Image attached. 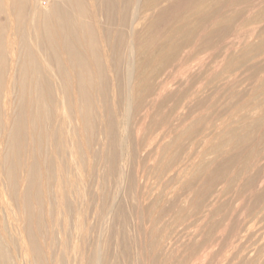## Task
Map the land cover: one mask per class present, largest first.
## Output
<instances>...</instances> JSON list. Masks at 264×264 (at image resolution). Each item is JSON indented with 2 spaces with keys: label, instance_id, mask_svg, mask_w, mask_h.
I'll list each match as a JSON object with an SVG mask.
<instances>
[{
  "label": "bare ground",
  "instance_id": "6f19581e",
  "mask_svg": "<svg viewBox=\"0 0 264 264\" xmlns=\"http://www.w3.org/2000/svg\"><path fill=\"white\" fill-rule=\"evenodd\" d=\"M59 1L50 0V4H49L50 6H48L47 8H41L40 4L36 3V0H0V264H22L21 262L18 263L19 262L18 260L20 258L24 261L25 264H64L65 262V260L63 259L64 256L61 257V254L55 255L53 251H51L52 245L55 246V243L57 242V238H56V232L54 230L52 231L50 227H52V223H53L54 226L56 225L59 226L58 232L65 231L64 230L66 228L65 221H64L65 223L64 224L61 221L63 219H60V217H58L59 218L58 219L56 217V214L59 216L62 215V218H64L63 217L64 215H67V214L69 215L72 212L71 209H74V210L76 209L75 208V206H77L75 205L76 202L75 203L72 202V204L74 203L73 205L74 208L68 202V196L66 194V191H67L66 187L68 183L70 185L78 184L79 187L78 188L76 187V188L79 189L78 199H81L79 200V203L80 201L84 200L82 199V197L85 196L86 194L85 195L83 194L85 191L82 193L83 187L81 185L84 186L86 184V182H84L85 178L83 177L85 175L84 172L88 168L87 169L85 168V164L87 162L85 163V160H84L83 154L85 153H83L84 152L83 148L87 147L86 145L88 144V142H90L89 141L90 134L92 133L94 134L95 132H98L99 134H102L103 136H105V139H107V146H103L100 151H97V153H94L96 158L94 157L93 158L96 159V162H97V158L99 157V155L104 156L103 158L106 159V163L108 166V170L105 171V173L107 174L108 172V175L114 174L116 172L114 169V166L117 165L115 164V160H116L115 157L118 153V152H115L116 154L114 153V151L118 150V149L115 150L116 149L115 142H118L119 138L121 137L120 135H118L120 133L119 132L117 133V131L118 130L120 132L122 131L120 129L117 130V128L123 125L122 122L121 123L119 122L118 120L119 118L117 119L118 112L120 113L122 111L120 107L123 109L122 113L123 115L126 116L127 118V119L125 118L126 120H128V118L130 117V114L133 111L134 112L138 111L139 113V110H142L145 107L148 97H150L153 93L157 92L156 89H159L162 85H164L161 80L163 78L161 77L165 75L164 73H165L166 68L177 59L179 51L183 47L191 43H194L198 51L203 50V48H205L207 45L211 43V41L214 39V37L217 34L230 33V31L232 30L231 29L233 25L232 23H234L233 21L235 20L233 16L232 17L226 16L227 7H225V5L227 3H230L231 1L228 2L229 0H198L197 3H195L192 7L190 8L188 7L189 9L181 8L179 12L174 14L173 19L170 22V26H168L167 28L164 27L163 29L165 28L166 29L162 30V33L160 32L158 36L155 35L156 38L155 37L150 38L145 35L146 33L142 34L141 27H143V25L145 24V21L148 20V17L151 16V10H153L157 6L159 1H163V0H66L63 2H59ZM117 13L119 14L118 15L119 20L117 22V24H119L118 27L120 28V26H123L125 28L124 29L125 32L124 31L122 32V29L121 31H115L113 29H110V27L107 30H104V28L102 29L100 26V22L103 21L102 19L106 17V19H109V22L111 21L110 24L112 23V26H113V21L115 20L114 19L115 14L117 15ZM255 16L256 17L264 16V9L260 13H257ZM154 19H158V18H154ZM210 21L211 22L213 21L212 26L209 27L208 29H205V31H207V33L205 34V37L203 39L200 38L201 39L200 42L197 43L196 34L199 32L198 28L201 25L206 24ZM115 22L116 21H114V23ZM149 24L151 23L149 22ZM257 35L260 37V38L257 37L258 38L257 41H255L254 43H250L249 45L247 44L245 47H242L243 49L240 51V54L236 56L235 59L231 58L225 62L224 68L222 67L223 72L228 71V70L233 72L237 70L240 66H243L244 64L248 62L249 58L246 61L247 57H250L251 59L252 57L258 58V56L264 55V29L259 31ZM125 59L126 61H124ZM241 59L242 60L245 59V62L242 63ZM9 67L13 70L12 71L13 79L9 80L10 83H8V81L5 82V80L7 79L4 78L7 74L6 71H8ZM120 70L124 71L123 76H124L125 85L123 84V82H121L122 81L121 78H123V76ZM109 77L112 81L111 83L114 84L115 87L116 86L120 87V83H122L123 86H125L124 88H122V90H121V87L115 88L117 91L116 94H118L119 92L123 96L121 97V99L119 97L120 95L116 97V95L114 94L115 93V89L113 88L114 85H112L113 90L108 88L109 84H111L110 80L108 79ZM258 82L260 83V84L258 83L257 84L258 86H256V90L258 91L252 90V93L253 92H256V93L254 95H250L251 97H249V101H254L255 103L253 104L251 108L245 110L244 112L240 111L238 113H232V114L229 113V115L227 114L229 110L226 111L228 108H225L224 111H223L224 108H220L222 109L223 113L220 111V109L219 110L217 109L219 112H221V114H218V116H215V118L217 119L218 117L221 119V121L218 123L217 126H215L216 127L214 128L215 131L210 132L211 133L210 135L203 132L205 133V135H202L204 140L207 139L206 138L207 136H209L210 139L214 140V142L216 141L215 143H213L211 140V143H213L211 144L209 143L210 141L206 140L210 148L208 146V150L205 149L204 152L202 151L201 152H202V155L204 156H207V157L213 156L212 157L213 159L214 158L221 159L223 164L219 163V165L221 164L220 167L218 166V162H217L218 160L216 161L217 162L216 165L219 168V169H216L217 171L212 168H210V171L212 169L211 172L208 171L207 168L209 166L210 167L212 166V164L209 165L210 164L209 161L211 162V160L208 159L209 161L203 162L207 158L204 156L201 159L204 158L205 160L204 159L201 160L198 157L199 163L197 164V162H195L196 163L195 166H192L193 164L191 165L190 163V165L192 166L190 168L194 170V172H192V175L190 174L191 172L188 171L190 169L188 167L189 165L187 166V161H188L187 155L186 156L184 155L185 157L184 159L187 158V161L184 162L186 164V168L183 170L182 168H180L182 166L184 167L185 164L183 163H182L183 165L179 164V162L181 161V160L179 161V158H180L179 155H181L182 152L185 153L184 150L188 148L187 145L191 141H193V139L195 141L196 139L195 137L196 136L198 137V134L200 135V131H202V130H198L199 128L198 125L195 126L196 122L195 124L193 123L194 126H191L190 123H187V125L184 128H182L184 130H181L182 131L181 133H179L180 131H178V134L175 133L177 135H173V134L170 135V137L172 136L171 137L172 146L169 144L170 143L169 141L167 144L164 142L165 144L163 145H165V148H167L168 150L170 148L174 149L173 151H169V155L167 159L165 158L164 160L165 162L163 161L164 163L161 164L160 163L161 161L159 162V160L162 158L156 157V163H157V160L159 159L158 162L160 163V165L157 164L159 166H157V169L156 168L154 169L152 174H154L157 180L159 176L161 180L162 176L168 173V172L165 173L166 170H168L169 168L171 169L172 167L174 169L177 168V170L174 172L176 174L175 177L177 175L178 176L181 175L180 176L181 178L182 176H183V179L184 177L186 178V182H185V179L183 181L185 182L184 187L187 189V191L190 192L191 190H193L192 187L194 188L197 185L194 183L195 182L194 180H193L194 182H191L192 181L191 178L190 180L187 179L189 175L194 176V174L196 173H200L201 175H203L202 178H201V175H197V176H200V180L201 179L203 180V178H205L204 176H206L205 179L206 181L207 180L209 181L208 185H209V188L211 187L210 189L212 190V187L215 184H218V182L222 181L224 177L226 178L225 176L227 174L226 171L230 169L229 167H230V164L232 165V162L234 163L240 162L241 163L239 164L240 166L242 164L244 166L245 165L248 166L247 162H251V160L249 161V159L252 157V152H253L252 149L254 148L257 149L256 147H259L258 146L259 141H258L257 146H256V143L254 144V141L256 140L255 139L256 135H259V136L262 135V137L260 138V141L264 140V126H263L264 125V78L262 79V81L259 80ZM256 83H257V80H256ZM8 84H10V86H8ZM170 95L171 94L169 93L166 95V97L164 96V99L162 98L161 104L164 101H166ZM184 98H187V97H184ZM178 99H177V102H179ZM166 103L167 102H165V104ZM200 107L202 108V106ZM15 108L17 109V113H18L17 115L14 112H12L13 109ZM11 109L12 111L9 112ZM174 110L176 111L177 109H174ZM13 114H15L14 117H12ZM216 114L217 112H215V115ZM98 118H101L100 119L101 122L99 121L100 125H98L97 123ZM200 118H203V117H200ZM198 121L202 125V121H205V119H202V121L198 119ZM78 123L80 125L82 124V127H81L82 134H84V131H85L86 134L88 135L85 134V136L83 135L81 138L80 128H79L80 125H78ZM177 124L178 122L176 123V125ZM124 125L125 127L123 128L122 126V129L125 130V135L126 137H128L127 134H128V130L130 126H128L127 122H124ZM157 125L158 123L156 124V127ZM55 126H56V129H55ZM202 128L204 129L203 126ZM209 128H212V127H209ZM169 131H172V129L171 130L169 129ZM116 135L119 136V138H117ZM201 138L199 136L197 139L201 140ZM201 142L203 143V141ZM262 143L263 142H261V145H263ZM119 144L121 145L122 143H118V146L120 147ZM47 145H49L50 147L52 146V149L55 150L56 154L59 153L63 158L68 156L69 159L72 160V164L74 165L75 172H74V169L72 168L73 171L71 173L74 176V178L73 177L70 178L67 173H64V171L65 172L67 171L64 168H63L64 171L62 169L61 170L58 169L57 175H55L56 173L54 174L56 161L54 162L51 161L53 158L51 159L48 153H46L47 151L45 150L47 149L46 148ZM128 145L129 144H127V146ZM250 146H252V149H249ZM98 147L100 148L99 144H98ZM128 147L131 148V145ZM163 147L164 146H162L161 148ZM205 147L206 146H204V148ZM104 148L106 149L104 150ZM165 148L163 149L165 150ZM246 149H247V152L249 151L248 153L244 152ZM256 151L257 150H254L253 154H255ZM243 152L246 155L243 154ZM119 153L122 154L123 151ZM260 154L258 153V155ZM128 155H131V154H128ZM189 155H192V153H190ZM202 155H199V156H202ZM124 156L123 154L121 155V157L123 158ZM192 156L194 157V155ZM118 157L119 156L117 155L116 158ZM164 157H166V155ZM190 159L191 158L189 156V160ZM252 160L254 159L252 158ZM101 161H103V159H101ZM117 161H120V159ZM96 162L94 163L96 164ZM216 162L214 161L213 163L215 164ZM106 163H104L103 161L104 166H106L105 165ZM124 163H126V161ZM236 163H235V166H236ZM126 165H129V164H126ZM116 167L117 166H115V168ZM104 168L107 169V167H104ZM128 168L127 169L125 168V169L128 170ZM231 168H233V166H231ZM180 169L182 171H179ZM112 170H114L115 172L113 173ZM172 170L173 169H171V171ZM118 172H120V170H118ZM121 172H124V171L122 170ZM127 172L128 171H126V173ZM150 172L151 171H149V173ZM206 172L208 173V175H206ZM236 173L237 175L235 177L239 178V176L241 175L240 170L235 172V174ZM146 176H149V175H146ZM80 177H82V179ZM112 177H115V176H112ZM173 177L171 180H173ZM231 178L232 176L230 177V179ZM252 178L250 177V179ZM198 179H196L197 183L200 181V180L197 181ZM55 180L57 181V187H59L57 188L58 193H59L57 195L58 200L55 203V201H52L49 198L48 200L50 201H49V204L47 203L48 206L46 208L43 206V204H45L44 197H43L44 196L43 188L47 187L50 189L55 183L54 182ZM87 180L89 181V179ZM109 180L106 182V185L107 183H109ZM128 180L124 181V183L128 182ZM171 180H167V181L172 182ZM174 180H176V178ZM232 180L229 181V178L228 180L225 179V182H227L226 186H229L228 189L231 186H233L232 184L234 183V179L232 178ZM248 180H246V183L252 184L251 183L252 180H250L249 182ZM203 184H204V181H203ZM247 184H244V185H247ZM181 185H183V183H181ZM85 186H84V189H85ZM253 186L254 185H252V187ZM126 187L127 185H125V188ZM202 187L199 186L200 189ZM89 189H93V188H89ZM126 189H130V187L129 188L127 187ZM88 190H87L88 197L86 198V200L87 202L88 201L90 202L92 200L93 201L92 203H94L95 200H93V194L95 191L92 193V191L89 190L91 191V195H92V197L91 195L89 197L90 192ZM196 190H198V188ZM201 190H200V193L202 192L203 193L200 195H203L205 193V196H203L202 198L206 197V193H207L206 190H204V188L203 190L205 192L203 190L201 192ZM234 190L236 191V189ZM126 191L127 190H125V192L121 191L120 193H126ZM198 195H199V192H198ZM199 198L196 197L197 200ZM160 199L161 198H159L158 201H161ZM152 200L150 201L151 203L148 202L149 203L148 206L146 207L144 206L147 209L148 207L150 208L152 207L151 211L155 207V206L153 207V205L159 203L157 201L152 202ZM203 200L204 199H202V201ZM206 200L207 199L205 198V201ZM227 200L228 199H226V201ZM104 201L100 202L102 205H99L100 206L99 209L96 208L98 211L95 214H97L96 216L100 218L99 220L100 222L98 224L101 229H100V233H98V237L96 240L97 244L95 243L96 249L94 250L95 251L94 258L92 256L90 258L89 256V261L86 262L87 264H108L110 263L108 261L109 257H106V255L108 256V254L104 253V249L107 248L108 244L111 247L110 242H108V240L110 241V238L107 239L106 237L107 231L109 228L106 226L107 225L106 223L109 224V222H107L108 221L107 218L110 217V215L112 214L113 216H111V218L113 219L116 217L115 219H117L118 215L122 214L121 216L123 217L125 213L120 202L119 204H117L116 203L117 201H113L112 203L107 201V199H104ZM87 202L85 205V200H84L83 202L84 210L82 209L84 212L82 211V213L79 214V217H81V221H84V216L86 215L89 209V204H88L89 202L88 203ZM173 202L175 203L177 201L175 200ZM81 203L80 205L79 204L78 205L82 206ZM171 206H173L172 201H171ZM141 209L143 210V207ZM147 209L145 210L146 212H148ZM172 209L175 210V207ZM180 209L182 211L181 210L172 211V214L173 212L178 213L177 214L178 220L182 218L183 216L182 214L183 209L182 208ZM218 209L220 210L221 207ZM46 211H47V214H45ZM218 212L220 213V211ZM152 213H155V212H152ZM167 213H165V215H167ZM44 214L46 215V217L44 216ZM162 214L164 215V212ZM179 214H181V217H179L180 216ZM187 214H188V210L185 216L186 217L188 215L190 216V214L188 215ZM11 215H13L16 218L15 221L14 219L13 220L11 219L12 217L10 218ZM142 216H145V213ZM173 216H171V218ZM45 218H48V219L46 220ZM185 218L183 217V219ZM52 219H55V221L52 222ZM173 219L175 220V217ZM78 221H80V218H78ZM11 225L14 228H18L21 231V233L19 231L21 235L18 233L20 236H17L18 235L17 233H15L16 235L13 234L15 231L12 230ZM79 225H84V224H79ZM214 225H216V223ZM85 226L86 225H84V229H82L84 230V232L86 229ZM91 226H89L90 228H88L89 236H90V232H93L92 228L94 226L93 225ZM153 227H150V228L152 229ZM96 228H97V231H99L98 227ZM91 229L92 231H90ZM94 230L96 231L95 228ZM109 232L107 236H111L109 235L111 232L110 233ZM142 233H144V231ZM44 234L45 236H43ZM157 234L155 232L156 237L152 234L153 237L157 239L154 242H151L152 245L158 244V241H161L160 237L159 238L157 237ZM40 235H42V237L44 238V242L40 241L41 240L39 238ZM113 236L114 235H112V237ZM67 237L68 235L65 232V239L63 241V244L61 245V249L63 246L65 247L67 246V242H66L67 241L66 239H68ZM91 237L93 238L92 235ZM85 238H87L86 235H85ZM151 240H152V236H151ZM81 242L85 243L83 239ZM79 245L82 246V248H84L85 246L83 247V245H87V244L85 243L82 245L81 243ZM260 245L262 247V244ZM78 247H76V249H78ZM140 248L142 249L143 247L140 246ZM91 251H90V254H92ZM258 251L257 253H259ZM77 252L78 254L81 253L82 255L84 253V251L82 250L80 251V253H79V250ZM77 252H75L76 255H78ZM261 252L260 254L264 253V251L263 253ZM257 253L255 252V254ZM255 254L252 257L250 255V257L253 259ZM16 258L18 260H16ZM77 261L78 260H76L75 258V260L73 261V264H77ZM246 261L250 262L249 264H257L258 258L255 259V261H251L250 259ZM114 264H117V263H114Z\"/></svg>",
  "mask_w": 264,
  "mask_h": 264
},
{
  "label": "rangeland",
  "instance_id": "374dc122",
  "mask_svg": "<svg viewBox=\"0 0 264 264\" xmlns=\"http://www.w3.org/2000/svg\"><path fill=\"white\" fill-rule=\"evenodd\" d=\"M57 1H59V0H57ZM63 1H66V0H60L59 2H63ZM197 1L198 0H173V1L172 0H167V1L163 0V1H159L157 6H156L157 8L155 7L156 9L154 8L153 10H151V16L148 17V20L145 21V24L143 25V27H141L142 34L146 33L145 34L146 36H148L150 38H154V37L156 38L155 35L158 36L160 34V32L162 33V30H165L168 26H170V22L173 19V16L175 13L179 12V10H181V8L182 9H189L195 3H197ZM228 2H230V3H227L225 5V7H227L226 8V16H229V17L233 16L235 19L233 21L234 23H232L233 25H232V28H231L232 30L230 31V33L217 34L214 37V39L211 41V43L209 45H207L205 48H203V50H201V51L197 50L194 43H191V44L183 47L179 51L177 59L166 68L165 73H164L165 75H163V77H161L163 79L160 78L164 85H162L159 89H156L157 92L153 93L150 97H148L149 100L147 99V101L149 103L146 101L145 107L142 110H139V113H138V111L137 112L133 111L130 114V117L128 118V120H126L127 119L126 116L123 115V113H122L123 109L120 107V109L122 111L120 113L118 112L117 119L119 118L118 119L119 122L120 123L122 122L123 125H121L119 128H117V130L118 129L122 130L121 132L119 130L117 131V133L118 132L120 133V134H118L121 136L120 138H119V136L116 135L117 138H119V141L115 142V147H116L115 150L118 149L119 151L118 150L114 151V153L118 152L117 155L119 156L118 158L120 159V161H117L119 159L116 158L117 157V155H116L115 164H117V165H115V164L114 165L117 167L119 165L120 166L118 167L119 169L117 167L115 168V166H114V169L116 172L114 170H112V171H113V173L115 172L114 173L115 175L109 174L110 175L109 176L108 172H107V174L105 173V171L108 170V166L106 163V159L103 158L104 156L99 155V157L97 158V162H96V159H94V158H96L94 153H97V151H100L103 146H107V139H105V136H103L102 134H99L98 132H95L94 134L93 133L90 134L89 141L91 143L88 142V144L86 145L87 147L83 148L84 149L83 153H85V154H83L84 160H85V163L86 162L88 163V164L87 163L85 164V168L86 169L88 168V169L84 172V174H85L84 177L83 176L82 177L85 178L84 182H86L85 185L87 187L84 185L85 186V189H84V186L81 185L83 187V188L82 187L81 188L83 189L82 193L85 191L83 194L84 195L86 194L85 196L82 195L83 196L82 199L85 200V205L87 202L86 198L88 197L87 196V190L89 188H93V189H89V190H91L92 193L95 191L93 194V200H95L94 201L95 204L92 203L93 202L92 200L90 202L88 201L89 203L87 202L89 204V209H88V212L86 213V215L84 216V221H81V217H79V214H81L82 211L84 210V207H83L84 200L80 201V203L82 202L81 203L82 206H79L80 205L79 200H81V199H78L79 198L78 197L79 189H77V188L79 186H78V184L70 185L68 183L67 187H66V190H67L66 194L68 196V202L71 204V206L73 208H74L73 205L76 202L75 205H77L79 208L77 206H75V208H76L75 210L71 209L73 213L71 212L69 215L68 214L64 215L63 217L65 219L62 218V215L59 216L56 214L57 218L60 217V219H63V220H61L63 223L65 221V223H66V226H65L66 228L64 229L65 231L58 232L59 226H57V225L54 226L53 223H52L53 228L50 227L52 229V231L54 230L56 232V238H57V242L55 243V246L52 245V250L51 249L50 250L53 251V253L55 255L61 254V257L64 256L63 257V259L65 260L64 264H73V261L75 260V258H76V260H78L77 264H80V263L84 264V263L89 261V256H90V258H91V256L94 258V253H95L94 250L96 249L95 243H96V240L98 237V233H100V229H101L99 227V224H98L100 222L99 221L100 218H98V216H96L97 214H95V213L98 211L97 209H99V207H100L99 205H102L100 202H103L104 199H107V201H109L110 203H112L113 201H117L116 203L119 204V202H120L123 209H124V212H125L123 217L121 216L122 215L121 214V215L117 216L118 217L117 219H115L116 217L112 219L111 216H113V215L111 214L110 217L107 218L108 221L106 220L107 222H109V224L106 223L107 224L106 226L109 227L108 231H107V235H108L109 231L111 232V233L109 232L110 233L109 235H111V236L106 235L107 239L110 238V241L108 240V242H110L111 247L108 244L107 245L108 249L107 248L104 249V253L108 254V256L106 255V257H109L108 261L110 263H108V264H112L113 262L117 263V264L118 263L119 264H151V263L152 264H244V263L249 264L250 262H248L246 260L250 259L251 261H255V259H257V258H258L259 264H261V263L264 264V260H263L264 259V257H263L264 256V253H263V251H264V249H263V247H264L263 246L264 245V208H263L264 207V205H263V203H264V201H263V199H264V151H262V150H264V140L260 141V138L262 137V135H260V136L256 135V137H255L256 140L254 141V144L256 143V146H257L258 141H259V144H258L259 147L255 146L257 149H255V148L252 149V146H250L251 148L249 147V149H252L253 152H252V157L249 159V161L251 160V162H247L248 166L245 165L246 166L245 167L243 164L240 166L239 164H241V163L238 161H237L238 163L235 162L236 163V166H235V163L232 162V165L230 164V167H229L230 169H228L226 171L227 172V174L225 175L226 178L224 177V179L222 181L218 182V184H215L212 187L213 191L210 189L211 187L209 188V185H208L209 181L208 180L206 181V179H205L206 176H204L205 178H203V180L202 179L200 180V176H197V175H201L200 173H196V174H194V176L189 175V177L187 179L190 180V178H191V180H192L191 182L195 181L194 183L201 186V187L204 185L201 188L202 190L204 188V190H206V192H207L206 197H204V198H202V197L205 196V193L203 195H200L203 192L199 188V186H197V185L194 187L195 189L192 187V189H193V190H191L192 192L187 191V189L184 187L185 182H186V178L184 177V179H185V182H184L183 176H182V178L180 177L181 175L180 176L177 175L178 177L177 176L175 177L176 174L174 172L177 170L176 167H175L176 169L171 167V169H173L174 171L173 170L171 171L170 168L168 170H166L165 173H167V172L168 173L167 174L164 173L165 175L162 176L161 180H160V176L157 180V178L154 176V174H152L154 169L155 168L157 169V166H159L160 163L163 164L165 162L164 160H165V158L167 159V157L169 155V151L174 150L172 148H170L168 150L167 148H165V145H163L165 143L167 144L168 141L170 142L169 143L170 145L172 144V142H171L172 136L170 137V135H172V134L177 135L178 131H180L179 133H181L182 132L181 130H184L182 128H184L187 125V123H190L191 126H194L193 123L195 124V122H196L195 126L198 125V127H199L198 130H202V131H200V135L198 134V137L199 136H200V138L202 137L201 140L197 139L198 137L196 136L195 141L193 139V141H191L187 145V147L189 149L186 148L184 150L185 153L182 152L181 155H179V157L181 158V159L179 158V161L181 160L179 162V164H182V163L185 164L184 162L187 161V158L184 159L185 158L184 155L185 156L187 155V157H188L187 166L189 165L188 167L190 169L188 171L191 172L190 174L192 175V172H194V170L190 167L195 166L196 165L195 162H197V164L199 163L198 157L201 159L204 156V155H202V152H204L205 149L208 150L209 145L207 144V141H210L209 143H211V140H212V139H210L209 136H207L206 137L207 139L204 140L202 135H205V133L210 135L211 134L210 132L215 131L214 130V128H216L215 126H217L218 123L221 121L220 118H218V117H217V119L215 118V116H218V114H221L222 109H220V108H224L223 111L225 110V108H228L226 111L229 110L227 113L229 115V113L230 114L238 113L240 111L244 112L245 110L251 108L253 106V104H255L254 101H249V97H251L250 95H254L256 93V92L252 93V90L258 91V90H256V86H258L257 84L259 83L258 81L259 80L262 81V79L264 78V55L258 56V58L252 57L251 59H250V57H247L246 61L249 58L248 62L246 64H244L243 66H240L237 70H235L233 72L229 71V70L223 72V68H224L225 62L228 61V59H231V58L235 59L236 56L238 54H240V51L243 49L242 47H245L247 44L249 45L250 43H254L255 41L258 40V38H260L257 34L259 31L264 29V16L256 17L255 15L257 13H260L264 9V0H229ZM36 3L37 4L39 3L41 8H47L48 6H50L49 5L50 0H36ZM158 9H160V10H158ZM118 15H119L118 13H117V15L115 14V18H114L115 20L114 21H116V22L114 23V21H113V26H112V23L110 24L111 21L109 22V19H106V17H104L102 19L103 21L100 22L101 28L102 29L104 28V30H107L110 27V29H113L115 31H121V29H122V32L123 31L125 32V30H124L125 28L123 26H120V28L118 27L119 26V24H117V22L119 20ZM154 18H158V19H154ZM149 22L151 24H149ZM212 23H213V21L212 22L210 21L206 24L201 25L198 28L199 32L196 34L197 43H199L200 40L205 37V34L207 33V31H205V29H208L209 27H211ZM145 25H146V27H145ZM151 25H153V26H151ZM164 27H166V28L163 29ZM126 55H127V53H126ZM126 58H127V56H126ZM124 61H126V59ZM243 62H245V59L242 60V63ZM123 70H120L122 76H123V72L125 71V70L124 71ZM12 71L13 70L10 67L8 68V71H6L7 77L4 75L5 76L4 78L7 80H5V82L8 81V83H10L9 80L13 79ZM226 75H228V76H226ZM164 76H165V78H164ZM108 79L110 80V83H111L112 81H111L110 77ZM121 79H122L121 82H123V84L125 85L124 76ZM256 80H257V83H256ZM231 83H233V84H231ZM123 84L120 83L121 90H122V88L125 87V86H123ZM6 85H7V83H6ZM112 85H114V84L111 83L108 86V88L111 90H113V88L115 89V88L119 87V86L115 87V85L113 87ZM240 85H241V87H240ZM8 86H10V84H8ZM116 92L117 91L115 89L114 94L116 95V97L118 95H120L119 97L121 99V97H123L121 95V93L118 92V94H116ZM169 93L171 95L169 96V98H167L166 101H164L162 103L163 104L162 105L161 104L162 98L164 99V96L166 97V95ZM183 96L187 97V98H184ZM175 97H176V99H175ZM177 99L179 102H177ZM165 102H167L168 104L167 103L165 104ZM173 103H174V105H176V103H177L178 106L177 105L174 106ZM228 103H229V105H228ZM153 105H155V106H153ZM221 105H222V107H221ZM158 106H159V108H158ZM200 106H202V108ZM172 107L173 108L175 107L174 109H177V110L175 111ZM197 108H198V110H197ZM169 109H171V110H169ZM205 109H207V110H205ZM217 109L218 110L220 109L221 112H219ZM214 110H215V112H217L216 115H215ZM11 111H12V109L9 112H11ZM12 112H14L16 115L18 114L16 108L13 109ZM10 114H12V113H10ZM15 114H13V116L12 115L11 116L14 117ZM213 114H214V116H213ZM200 117H203V118H200ZM206 117H208V118H206ZM186 118H188V119H186ZM100 119L101 118L97 119L98 125H100V122H101ZM198 119L201 121H202V119H205V121H202V125H201L200 122L198 121ZM158 120H160V121H158ZM124 122H127L128 126H130L129 130H128V134H127L128 137H126V135H125V130L122 129V126H123V128L125 127ZM177 122H178V124L176 125ZM76 123H77V121H76ZM153 123H154V125H153ZM155 123L156 124L158 123L157 127H156ZM78 125H80V124L78 123ZM202 126L204 127V129L202 128ZM81 127H82V124L79 126L80 134H81L80 136L82 138L83 135L85 136L86 132L84 131V134H82V130H81L82 128ZM173 127H174V129H173ZM209 127H212L213 129L209 128ZM55 129H56V126H55ZM169 129L170 130L172 129V131H169ZM168 132H169V134H168ZM203 132H205V133H203ZM175 133H177V134H175ZM86 135H88V134H86ZM99 138H100V140H99ZM198 140H200V141H198ZM201 141H203V143ZM212 142L215 143L216 141L214 142V140H212ZM261 142H263L262 143L263 145H261ZM94 143H96V144H94ZM118 143H122L121 145L119 144L120 147L118 146ZM125 143L129 144L128 146L131 145V148L128 147L127 144H125ZM213 143H211V144H213ZM98 144H99L100 148L98 147ZM168 145H166V146H168ZM162 146H164L163 148H165L166 151L163 148H161ZM204 146H206L207 148L206 147L204 148ZM48 147H50V146L47 145V147H46L47 149L45 150V151H47L46 153H48V155L51 157V159L53 158L51 161H53V162L56 161L54 174L56 173L55 175H57L58 169L59 170L62 169L63 171L65 169L67 171L66 172L64 171V173H67L70 178L71 177L74 178V176L71 173L74 169V165L72 164V160L69 159L68 156L63 158L59 153L56 154L55 150L52 149V146L50 148H48ZM88 147H90V148H88ZM209 148H210V146H209ZM105 149L106 148H104V150ZM130 149H132V150H130ZM160 149L162 150V152ZM254 150H257L255 152V154L257 156L255 154H253ZM50 151H52L54 154ZM92 151H94V152H92ZM122 151H123V153H122L123 156L125 155L124 158L121 157L122 154L119 153ZM163 151H165V152H163ZM188 152H189V154L192 153V155H194V157L192 155H189ZM244 152L248 153L249 151L247 152V149H246ZM244 152H243V154H245ZM92 153L94 156L92 155ZM156 153H157V155H156ZM164 153H166V154H164ZM258 153L259 154L261 153V154L258 155ZM128 154H131V155H128ZM182 154H183V156H182ZM165 155H166V157H164ZM199 155H202V156H199ZM189 156L191 158L190 160H189ZM156 157L162 158L160 160L158 159L159 162L161 161L160 163L158 162V160L156 163ZM204 157H207V156H204ZM208 157L206 158V160L203 158L205 160L203 162H207V161L211 160V162L209 161V163H210L209 165L212 164V166L211 167L209 166L207 168L208 171L211 172L212 169H214V170L219 169L216 164L218 162V166L220 167L221 164L219 165V163H222L221 159H219V158L213 159L212 158L213 156L212 157L210 156L209 158ZM54 158H55V160H54ZM210 158H212V159H210ZM252 158L254 160H252ZM256 158H257V160H256ZM101 159H103L104 163H106L105 164L106 166H104L103 161H101ZM121 159H123V160H121ZM124 159H125L126 163H124L125 162ZM203 159H201V160H203ZM201 160H199V161H201ZM214 161L215 162L217 161V162L214 164L213 163ZM94 162H96V164ZM121 162H123V163H121ZM190 163H191V165L192 164L193 165L191 166ZM126 164H129V165H126ZM157 164H159V165H157ZM237 165H239V166H237ZM102 166L107 167V169L102 167ZM231 166H233L234 169L231 168ZM215 167H217V168H215ZM122 168H124V169H122ZM125 168L126 169L128 168V170H126ZM150 168H151V170H150ZM180 168H182V170L185 169L186 164L184 167L182 166ZM210 168H212L211 171H210ZM118 170H120V172H118ZM122 170L124 172H121ZM182 170L180 169L179 171H182ZM239 170H240V174H241L240 176H242V177L239 176V178H236L235 176L237 175V173L235 174V172H237ZM126 171H128V172L126 173ZM149 171H151V172L149 173ZM74 172H75V169H74ZM207 172H206V175H208V173H209V172L208 173ZM94 174H96V175H94ZM254 174H256V175H254ZM146 175H149V176H146ZM246 175L248 176V178ZM112 176H115V177H112ZM123 176H124V178H123ZM125 176L127 178L129 177L128 178L129 180ZM196 176H197V178H196ZM231 176L234 179V183L232 184L233 186H231L229 188L230 189L229 190L228 189L229 186H226L227 182H225V179L228 180V178H229V181H230V180H232V178L230 179ZM82 177H80V178L82 179ZM172 177H173V180H171ZM202 177H203V175H201V178ZM250 177L251 178L253 177V178L250 179ZM175 178H176V180H174ZM254 178H255V180H254ZM87 179H89L90 182ZM105 179H106V181H105ZM121 179H122L123 183H122ZM196 179H198L197 181L200 180L199 181L200 183L199 182L197 183ZM108 180H109V183H107V185H106V182ZM127 180H128V182H125L126 183L125 184L124 181H127ZM167 180H171L173 183L170 181H167ZM177 180L178 181L180 180L179 183ZM246 180H248V182L250 180H252L251 181L252 184H250V183L247 184ZM203 181H204V184H203ZM205 181H206V183H205ZM54 182L55 183L53 184V186L50 189L47 187L43 188V192H44L43 197H44V202H45V204H43V206L46 208L48 206L47 203L49 204V201H50V200H48L49 198L52 201H55V203L58 200L57 195L59 193H58L57 188H59V187H57V181L55 180ZM180 182L183 183V185H181ZM90 183H92V184H90ZM175 183H177L178 186ZM124 184L127 185L128 188L130 187V189H126L127 187L125 188ZM173 184H175L177 187ZM205 184H206V186H205ZM244 184H247V185H244ZM121 185L122 186L124 185L123 186L124 189ZM252 185H254V186L252 187ZM244 186H246V187H244ZM173 188H174V190H173ZM197 188L199 191L196 190ZM234 189H236V191ZM125 190H127L126 193H120L121 191L125 192ZM200 190L202 193H200ZM91 191H89L90 193L88 192L89 197L91 195ZM234 191L237 193V195ZM198 192H199V195H198ZM103 193H104V195H103ZM195 193L197 194V196ZM131 194H132V196H131ZM91 197H92V195H91ZM196 197L197 198L200 197L199 199L202 198L204 200L203 201H202V199L197 200ZM94 198H96V199H94ZM159 198H161L160 199L161 201H158ZM186 198L188 201L186 200ZM205 198L207 199L206 201H205ZM226 199H228V200L226 201ZM229 199H231V200H229ZM151 200H152V202L157 201L159 203L153 205V207L154 206L155 207L152 209V211H151L152 207L151 208L148 207V209L150 210V212H149V210L145 207L148 206L149 203H151L150 202ZM170 200L172 201L173 206H171ZM175 200L177 201V202H175L176 204L173 202ZM178 201H179V203H178ZM72 202H74V203L72 204ZM180 202H182V203H180ZM186 202H187V204H186ZM160 203H161V205H160ZM228 203H229V205H228ZM176 205H177V207H176ZM183 205H184V207H183ZM167 206H169L170 208ZM178 206H179V208H178ZM142 207H143L144 211L141 209ZM171 207L172 208L175 207V210L172 209ZM220 207H221V209L219 210L218 208H220ZM226 207H228V208H226ZM180 208L183 209V213H182L183 216H182V218H180L178 220L177 219L178 213L173 212V214H174V216H173L172 211H180L181 210ZM91 209H93V210H91ZM146 209L149 213L145 211ZM176 209H178V210H176ZM187 210H188V214H190V216L187 214L189 217L185 216V214L187 213ZM189 210H191V211H189ZM218 211H220V213ZM143 212L145 213L146 217L142 216V215H144ZM152 212H155V213H152ZM163 212H164V215L162 214ZM167 212H169V213H167ZM151 213H152V215H151ZM165 213H167V215H165ZM45 214H47V211ZM45 214H44V216L46 217ZM154 215H155V217H154ZM179 215H180L179 217H181V214H179ZM171 216H173V217L171 218ZM77 217L80 218V221H78ZM153 217H154V219H153ZM174 217H175V220L173 219ZM183 217L184 218L186 217L188 220L186 218L183 219ZM10 218L12 220L14 219V221L16 219L13 215H11ZM45 219L47 220L48 218H45ZM138 219H140V220H138ZM149 219L153 222H151ZM156 219H158V220H156ZM165 220L167 223L165 222ZM53 221H55V219H52V222ZM155 222L158 224H156ZM171 222H173V223H171ZM217 222H218V224H217ZM140 223H142V224H140ZM215 223L218 227L216 225H214ZM21 224H22V222H21ZM79 224L86 225L85 226L86 227L85 232H84V230H82V229H84V225H79ZM160 224L163 226H161ZM219 224H220V226H219ZM91 225H93L94 227L92 228L93 232H90V236H89V234H88L89 229L88 228H90L89 226H91ZM95 226L98 227L99 231H97V228ZM159 226H161L163 229ZM174 226L175 227L177 226L176 229ZM150 227H153V228L151 229ZM94 228L96 229V231L94 230ZM164 228H165V230H164ZM61 229H62V227H61ZM92 229L90 231H92ZM109 229H111V230H109ZM12 230L15 231V232L12 231V232H14L13 234H15V233L18 234L20 231L18 228H14L13 226H12ZM143 231H144V233H142ZM65 232L68 235V237H67L68 239H66L67 240L66 241L67 246L66 247L63 246L61 249V245L63 244V241L65 239ZM155 232H156V234L158 233L157 237L158 238L160 237L161 241H158V244L152 245L151 242H154L155 240H157L156 238L153 237V235L156 237ZM159 232H161V233H159ZM20 233H21V231H20ZM162 233H164V234H162ZM211 233H213V234H211ZM19 234L17 236L21 235V234L20 235ZM143 234H144V236H143ZM85 235L87 236V238H85ZM91 235L93 236V238L91 237ZM112 235H114V236L112 237ZM150 235L152 236V240H151ZM43 236H45V234ZM94 237H95V239H94ZM39 238L41 239L40 240L41 242H44V238L42 237V235H40ZM82 239H83V241H85V243L87 245H83L85 243L81 242ZM80 242L82 243L83 247L85 246L84 248H82V246L79 245V244H81ZM260 244H262V247ZM88 245H89V247H88ZM139 245L143 248L141 249ZM74 247H75V249H76V247H78V249L75 250ZM151 247H153V248H151ZM116 249H117V251H116ZM78 250H79V253L81 250L84 251V253H83L84 256L81 253L78 254V252H77ZM261 250H262V252H261ZM90 251L92 254H90ZM254 251L256 253L258 251L259 253L255 254ZM75 252H77L78 255H76ZM260 252L263 254H260ZM109 254H111V255H109ZM254 254H255V256L252 259L251 257ZM250 255H251V257H250ZM257 255H258V257H257ZM259 256H260V258H259ZM18 258H20V257H18ZM82 258H84V259H82ZM246 258H248V259H246ZM16 260H18V259L16 258ZM18 261H19L18 263L21 262L22 264H25L21 258ZM246 262H248V263H246Z\"/></svg>",
  "mask_w": 264,
  "mask_h": 264
}]
</instances>
